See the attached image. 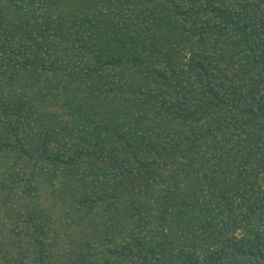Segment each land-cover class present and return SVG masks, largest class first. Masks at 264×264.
<instances>
[{
	"label": "trees",
	"instance_id": "16d2710c",
	"mask_svg": "<svg viewBox=\"0 0 264 264\" xmlns=\"http://www.w3.org/2000/svg\"><path fill=\"white\" fill-rule=\"evenodd\" d=\"M0 264H264V0H0Z\"/></svg>",
	"mask_w": 264,
	"mask_h": 264
}]
</instances>
